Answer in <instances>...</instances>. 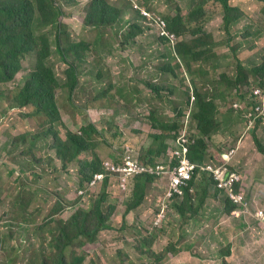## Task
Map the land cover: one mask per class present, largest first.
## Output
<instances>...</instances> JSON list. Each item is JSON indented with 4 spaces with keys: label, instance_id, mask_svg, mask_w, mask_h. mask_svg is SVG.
I'll use <instances>...</instances> for the list:
<instances>
[{
    "label": "rangeland",
    "instance_id": "374dc122",
    "mask_svg": "<svg viewBox=\"0 0 264 264\" xmlns=\"http://www.w3.org/2000/svg\"><path fill=\"white\" fill-rule=\"evenodd\" d=\"M89 1L62 0L64 13L62 21L66 23L65 31L72 40L83 39L92 43L95 35L100 31H94L91 27L83 25L84 8ZM109 1L118 3L126 0ZM131 2L141 8L152 10L153 16L162 18L172 13L177 6L184 9L190 3L188 0H150L147 4H145L146 0H129L130 4ZM230 4L240 7L244 13L243 21L236 30L242 32L248 30L251 33L246 39H242L240 33L232 29L235 37L243 43L237 54L251 68L264 66V35L256 31L261 4L254 0H232ZM206 14L210 16V19L205 21L202 27L204 31L212 35L216 43L220 42L216 54L230 56L228 59L221 60V68L233 70L236 66L235 53L228 48L229 36L223 32L219 6L207 5ZM129 17L131 18L130 14L124 19L127 20ZM104 31L105 34L98 43L100 45L88 52L87 63L79 70V86L72 98H68L67 89H58L56 97L62 121L59 135L63 138L66 131L77 132L80 126L91 122L97 129L103 131V137L96 141L93 149L101 159L107 157L113 148L126 143L134 144L144 153L151 144L150 135L157 131L151 125L150 113L156 111L154 117L160 121H167L170 118L174 119L179 109L182 111L186 109L184 103L187 98L186 91H190L191 87L187 79L184 81V77H189V73L187 74L183 66L180 69L175 68V76L159 70L164 64L169 63L173 56L171 48L164 43L159 44L152 35L142 37L139 42L135 40L130 50L123 52L119 50V41L113 36L112 31L109 28ZM162 31L166 32L168 29ZM48 33L51 37V46L55 48L53 34L51 31ZM230 45H237L236 41H231ZM107 52L110 54L105 55ZM167 56L169 58L166 59ZM47 62L52 64L56 76L62 79L66 66L54 49ZM229 63L232 64L230 68H228ZM32 65L33 60L30 58L11 82L0 86V185L3 188L0 196L2 199L0 238L4 241L0 244V264H3V260L7 257L13 260L12 264H27L29 253L26 252V247L33 242L31 239L36 233L34 232L36 227L51 213L55 200H59V196L70 203L76 198L78 190L77 180H75L78 172L73 171L70 174L61 172L60 164L37 163L23 169L17 167L16 161L18 165H27L33 156L43 158L50 155L51 152H46L44 146L34 148L32 153L29 145L26 148L13 145L6 151L5 145L10 138H17L23 134L32 135L39 130L36 121L27 116L29 111L27 108L17 109L15 105L9 103L11 92L23 83V79L26 80L29 77ZM196 80L201 82L196 84L198 92H206L208 87L202 84L201 79ZM231 82L228 81L225 84H231ZM154 87L161 88V91L152 92L151 89ZM102 90L106 92L102 94ZM170 90L174 92V95L169 93ZM231 91L225 93H221L220 90L216 93L209 91V97L214 95L217 110L222 115L230 109V104L234 100ZM220 97L225 99L219 100ZM232 119L237 117L234 115ZM180 121L181 118L175 120L178 125ZM234 124L235 127L226 133L217 134L210 139L212 154H219L213 159L210 167L213 170L220 169V173L229 170L230 162L222 153H225L223 151L229 147L240 145L244 150L241 159L237 153L238 165L233 166L232 170L239 179L242 177L244 179L240 186L242 192L247 194V196L244 194L245 198L247 197L253 203L252 206L264 208V156L256 153L254 132H250L249 138L244 139L240 122L238 125L235 122ZM192 128H194L193 124ZM168 145L180 150L174 141L169 142ZM23 149L27 156L21 157L20 151ZM128 162L131 163L132 159H128ZM255 164L262 165L257 169H261L262 175L252 181L253 170L249 168V165ZM205 174L210 177L209 173ZM151 177L154 178V175L144 174L128 178L124 183V191L121 181L112 179L110 185H119L122 197L114 193L110 195L109 202L114 205V211L109 219L111 228L101 231L94 243L84 246L86 254L84 264H120V262L122 264H155L154 260L158 254L170 243H178L177 248L191 244L192 248L177 254L169 252L159 264H264V226L259 225H264V220H256L257 224L251 221L252 216L245 214L243 209L239 208H236V216L224 212L225 193L221 194L216 189L211 190L204 207L189 223L177 221L173 209L171 213H167L162 224L164 227L154 233V241L152 240L153 243L149 246L150 253L144 252L145 247L136 248L142 238L149 236L145 234V230H150L154 223H158V219L156 222L150 220L155 216V210L165 198L162 195L167 193H163L160 189L161 185L152 184L153 189L148 193L146 200L128 214L124 213L126 200L131 195L135 180ZM211 179L214 181L213 178ZM27 181L32 184V187L23 186L24 188L35 190V187H39V190L33 199L27 197L30 201L28 213L31 217L28 218V222L23 221L19 224L17 222L20 213L15 209V205L19 191L23 184L27 185ZM236 184L233 186L228 184L229 189L226 190L228 195L233 194ZM99 189L100 186L91 192L92 197L97 196ZM84 190L88 191L87 188ZM198 194L200 197L202 191L199 190ZM233 195L236 198L243 196L240 192H235ZM74 209H76L75 204L74 206L64 204V209L55 214V217L64 221L74 212ZM164 215L165 212L162 211L159 217ZM18 227L22 228L18 239L8 238L9 231H14ZM44 232V235L39 233L36 238L47 241L46 243L49 244L51 237L56 234V229L55 227L50 230L44 229ZM227 249H230V255L221 256L220 253ZM36 250L38 252V245Z\"/></svg>",
    "mask_w": 264,
    "mask_h": 264
},
{
    "label": "trees",
    "instance_id": "16d2710c",
    "mask_svg": "<svg viewBox=\"0 0 264 264\" xmlns=\"http://www.w3.org/2000/svg\"><path fill=\"white\" fill-rule=\"evenodd\" d=\"M188 1L190 3L187 7L181 9L177 6L173 11L174 13H168L163 18L165 27L170 33L168 35L158 33L156 41L159 44L164 43L170 46L173 58L159 70L162 73L175 76V68L180 69L183 66L187 74L189 73V77H184V81L187 79L191 87L190 91H186L187 98L184 101L186 113L179 109L174 117L179 119L186 115L189 123L187 135L188 137H195L189 146L187 159L191 164L196 165L198 162H203L204 166L207 167L212 165V159L219 155L207 152L210 148L208 144L210 139L214 135L232 129L235 127L234 122L239 123L241 120L233 109H229L219 118L214 95L209 97V91L216 93L217 90H220L221 93H225L232 90L231 93H233L235 89L242 90L246 84L257 85L259 83L260 86H264V66L251 68L237 54L243 43L235 37L232 29L236 30V27L241 24L244 13L240 7L230 4L232 0ZM254 1L262 6L256 31L258 34L264 35V0ZM149 2L150 0H146L145 4ZM210 4L218 5L221 11L223 32L229 36L228 48L235 53L236 66L233 70H222L220 62L226 54H216L220 42L216 43L212 35L203 30L202 25L210 19V16L206 14V7ZM130 7L131 4L128 0L118 3H112L109 0H90L84 8V23L89 26L115 24L116 27L110 28V30L119 41V50L128 52L135 38L140 37L144 32V28L138 22V12L129 9ZM131 13H133L132 17L125 20L124 17ZM63 15L62 0H0V86L11 82L24 68L28 59L33 60L31 71L28 74L29 77L26 80L23 79V83L14 88L9 103L15 105L17 109L27 108L29 110L27 116L33 118L39 128L32 135L23 134L17 138H10L5 146L7 147L6 151H8L9 147L13 145L25 146V148L29 145L31 146V153L34 152V148L44 146L46 152H51L50 155L43 158L33 156L27 162V165H18V161H16L17 167L23 169L37 163L60 164L59 171L61 172L65 171L68 174L73 171L78 172L75 177L77 189L84 190L94 175L103 174L102 167L106 157L101 159L93 151L96 141L103 137V131L89 122L79 128L80 134L66 131L62 138L59 135V127L62 126V122L60 109L56 102V92L58 89H67L68 98H72L79 86V70L86 65L88 52L91 49L95 50L100 45L98 43L102 40L106 28L98 29L100 31L95 35L92 43H88L83 39L75 41L65 31L64 23L60 19ZM50 31L54 34L56 53L66 66L62 79L56 76L52 65L47 62L52 49L51 37L48 33ZM237 32L240 33L242 39H246L247 36L251 35L248 30ZM172 35L177 42L171 40ZM231 41H236L237 45H230ZM108 54L110 52L105 53V55ZM227 58H230V56H227ZM173 60H177V62H173ZM229 65L228 68L232 66L231 63ZM198 78L201 79L203 85L208 87L206 92H198L196 84L201 83L197 82L196 79ZM228 81H232L231 84H225ZM151 91L159 93L161 88L154 87ZM101 92L104 94L106 91L102 90ZM169 93L174 95L172 90ZM242 97L244 96L242 95ZM220 99L225 98L220 97ZM154 113L156 111L150 113L149 119L152 127L157 131L150 135V146L142 153L137 146L131 143L138 150L141 159L145 161L147 166L152 165L154 158L161 153L168 154L173 149L168 143L175 141L178 134L183 130L175 122V118L160 121L154 117ZM234 115L237 119L233 120ZM192 124L194 128H192ZM253 140L257 151L264 155V139L258 138L254 133ZM20 156L27 155L23 151ZM168 159L166 157L165 162L170 167L177 164L178 160L176 158L171 159L169 162ZM233 166L235 165H230V169ZM261 167L262 165L257 164L249 165V168L253 170L251 176H261V169L257 170ZM244 168L246 169V165H244ZM144 174L146 173L141 172L135 176ZM199 175H201L199 179H196ZM4 177L7 179V175ZM166 177H168L167 174H160L157 178L135 180L131 195L126 200L124 213L128 214L134 211L146 200L148 193L153 189L152 184H159L163 193L171 191L172 196L169 202L164 200L160 203L158 209L155 210V216L150 221L154 222V220L159 219L161 226L164 227L162 225L163 220L167 213H171L173 209L177 221L189 223L204 207L206 199L209 197L211 190L214 189V182L207 174H203L200 169H197L196 176L188 182L190 184L188 187L184 188L183 185L178 187L180 191H183V197L176 201L177 193L173 192L170 185L163 179ZM243 182L244 179L240 184ZM110 184H112L111 178L104 177L100 185L96 187L97 189L100 186L97 196L92 197V194L88 192L82 197L76 196L75 200L70 203L65 202L59 196V200H55L51 213L36 227L34 231L36 233L31 239L34 243L32 242L26 247L29 253L27 264H84L86 256L84 246L94 243L101 231L111 228L109 219L114 211V205L109 202L110 195L114 193L122 197L119 185L111 186ZM240 184L235 185V191H232V193L240 192L243 196L244 194L247 196L246 192H242ZM23 186L32 187V184L27 181V185L23 184L19 191V197L15 205V209L20 213L17 222L19 224L23 221L28 222V218L31 217L28 213L30 201L27 200V197L33 199L39 190V187H35V190H28ZM192 190L193 192H191ZM199 190L202 191L200 197L198 196ZM218 191L221 193L220 190ZM1 192H3V188L0 185V196ZM247 192L250 193L248 190ZM64 204L70 206L75 204L77 208L72 214L68 215V219L63 221L57 219L55 214L64 209ZM224 205L226 206L224 212L230 214L235 209L233 214L237 215L236 204L232 200L225 198ZM162 211L165 212V215L159 218ZM251 221L258 224L252 217ZM259 225L264 226L263 224ZM54 227L56 234L51 237L49 244L46 243L47 241L36 238L39 233L44 235V229L50 230ZM21 229V227H18L14 231H9L8 238L18 239L21 235ZM158 230L160 229L153 226L152 231H145V234L149 236L142 238L136 248L142 249L145 247L144 252L150 253L149 246L153 243L154 233ZM2 241L0 238V244H2ZM36 245L39 247L38 252ZM177 245L178 243H170L158 254L154 263L159 264L169 252L177 254L192 248L191 244L178 248ZM76 250H82L83 252L77 253ZM220 255L223 257L230 255V249L223 251ZM12 263L13 260L10 257L3 260V264ZM120 264L122 263L120 262Z\"/></svg>",
    "mask_w": 264,
    "mask_h": 264
},
{
    "label": "clouds",
    "instance_id": "9594fccd",
    "mask_svg": "<svg viewBox=\"0 0 264 264\" xmlns=\"http://www.w3.org/2000/svg\"><path fill=\"white\" fill-rule=\"evenodd\" d=\"M112 3H116V1H113ZM129 9H133L134 11L138 12V18H139L138 22L144 28L143 34L140 37H136L135 38L136 42L141 41L142 37L147 36V35H152V36H154L157 39L158 38V33L159 34H167V35L170 33L169 31H166V32L162 31L163 29H166L165 24H164V20H163V18L160 15H159L160 17L153 16V14L151 13L152 10H150L148 8H141V7L137 6L134 2H131V7ZM130 15L132 17V14H130ZM63 18H64V15L60 17L61 21H62ZM58 20H59V18H58ZM62 23H64V22L62 21ZM83 25L84 26H89L86 23H84V20H83ZM64 26L66 28V23H64ZM89 27H91L93 30H98V29H104V28H106V29L107 28H109V29L110 28H115L116 25L113 24V25H105V26L100 25V26H89ZM104 34H105V31H104ZM52 39L54 40V34H53ZM135 40H134V42H135ZM171 40L173 42H176V39L174 38L173 35H172V39ZM130 48H131V45H130ZM169 48H171V47L169 46ZM53 49H54V51H56V48H52L51 49V53H53ZM223 59H228L227 55ZM50 65H52V64H50ZM57 92H56V95H57ZM191 94H192V91H191ZM242 95L244 97L241 98ZM233 96H234V100L230 104L229 108L233 109L235 114H238L240 116V118H241V120L239 122H240L241 127L243 128L242 138L248 139L249 138V133L250 132H254L255 135L258 138L264 139V86H260L259 83L257 85H248V84H246L245 87L242 90H240V91L235 89L233 91V93H232V97ZM56 102H57V97H56ZM183 112L186 113V110H184ZM218 117L219 118L222 117V114L220 113V111H219ZM237 125H238V123H237ZM188 126H189V123H188L187 116L184 115L183 117H181V121H180V127H182L183 130L178 134L177 138L174 141L175 144L180 148V150H181L182 146L185 147V149H186V158L188 156L189 146L193 142V139H195V137H188V135H187ZM227 131H229V130H227ZM227 131H224V133H226ZM76 133L80 134L79 131H77ZM224 133H222V134H224ZM180 139H184L185 143H181ZM208 144L210 145V148L207 150V152H209V154H210L212 152L211 144L210 143H208ZM255 147H256V145H255ZM173 150H178V149L173 148L171 151H169L168 154L161 153L158 157L154 158L153 164L148 166V167L152 168V170L154 171L156 166H158V165L166 166L165 158L168 157L170 159V152H172ZM243 150L244 149H241L240 145L239 146H232V147H229L228 149H226L225 151H223L225 153H222V155L226 156V158L230 162V165H231V163L234 162V159H235V162H234L233 165H238L237 162H236V156H237V153H238V157L241 159ZM256 150H257V148H256ZM23 151H24V149L22 151H20V154ZM125 152H127L129 155H132V156L137 155L139 162L142 163V164L145 163V161L143 159H141V156H140L138 150L134 146H132L131 144H128V143H126V144H124V145H122L120 147L113 148L110 151L109 155L106 157V160L107 159H119V160H121ZM256 153L258 155L261 154L258 151H256ZM213 159H212V161H213ZM197 164H200V165L204 166L203 162H201V163L198 162ZM208 167L209 166H207V168ZM102 171H103V167H102ZM236 172H238V171H236ZM144 173L149 174L148 172H144ZM201 173H203V174L209 173L210 177L214 179V181H213L214 182V189L220 190L221 194L225 193L226 198L228 200L229 199L232 200L236 204V208L243 209L245 214H249L255 220H258V218L256 217V213L259 212V211H263L264 212V208L252 206L253 203L250 202L247 199V197L245 198V196H242V197L244 199V202H246L248 204V208L247 209L244 208L242 205H239L238 203H236L231 198V196L226 193V189H221V188L218 187V182L215 180L212 171L211 172H201ZM228 173L229 174L230 173H234V171L232 169H229ZM136 174H138V173H136ZM136 174H134L133 176H135ZM151 174H153L154 177H156V178L158 177V175L154 174L153 172ZM102 175L104 176V172H103ZM194 176H196V173L192 177H194ZM200 176L201 175L197 176L196 179H198ZM226 177H228V176H226ZM112 179L113 178H111V181H112ZM191 179H188L186 181V183L183 185L184 188H186V187H188V185H190V184H188V182L191 181ZM242 180H243V177H242V179L239 180V184L242 182ZM165 181L168 183L167 180H165ZM166 195L167 194H165V198L163 199V201L167 200V202H169L171 200V196L172 195L169 198H167ZM182 197H183V191H180V193H177V195L175 197V200L179 201L180 199H182ZM75 206L77 208V205H75ZM233 212H235V209L230 214L232 215ZM233 216H234V214H233ZM152 228L150 230H145V231H152ZM158 229H162V226L158 227ZM3 243H4V241H2V244ZM26 252H28V249H26ZM76 252L77 253H81L83 251L82 250H76ZM85 258H86V256H85Z\"/></svg>",
    "mask_w": 264,
    "mask_h": 264
},
{
    "label": "built area",
    "instance_id": "2783aa9c",
    "mask_svg": "<svg viewBox=\"0 0 264 264\" xmlns=\"http://www.w3.org/2000/svg\"><path fill=\"white\" fill-rule=\"evenodd\" d=\"M172 39V36H171ZM181 143H185L184 139H180ZM176 158L177 164L174 167H170L169 164H166V166L158 165L156 166L155 170L153 171L152 168L148 167L145 163H140L138 160L137 155H129L127 152L124 153L121 160L119 159H107L103 163V172L105 177L110 178H116L117 180H120L123 187L122 190H125L124 183L126 180L133 176L136 173L141 172H148V173H154L156 175L160 174H167L168 177L163 178L168 181V184L170 185V188L173 192L180 193L179 186L184 185L188 179H191L193 175H195L197 169H200L201 172H213L215 180L218 182V187L221 189H229V186H233L236 183H239V176L236 173H228V170L224 173H220V169L213 170L210 166L207 168L200 164H191L187 158H186V149L184 146L181 147V150H173L170 152V159L168 162ZM128 159H132V162L129 163ZM103 175L96 174L93 176L92 180L87 186L88 191L85 190H78L77 196H84L88 192H92L96 189L97 185H100V183L103 181ZM228 176V177H226ZM172 195V192L167 193V198H169ZM231 198L238 203L239 205H242L244 208H248V204L244 202L243 197L236 198L233 194L230 195ZM256 217L258 220H264V212L259 211L256 213ZM160 218V217H159ZM156 222V220H155ZM156 226L157 228L161 226V222L158 219V223H154L152 225Z\"/></svg>",
    "mask_w": 264,
    "mask_h": 264
},
{
    "label": "crops",
    "instance_id": "0c3cea01",
    "mask_svg": "<svg viewBox=\"0 0 264 264\" xmlns=\"http://www.w3.org/2000/svg\"><path fill=\"white\" fill-rule=\"evenodd\" d=\"M251 177H252V181H253L254 179L259 178L260 176H259V175H253V176H251Z\"/></svg>",
    "mask_w": 264,
    "mask_h": 264
}]
</instances>
